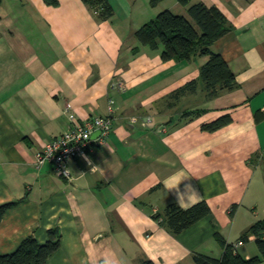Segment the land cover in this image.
Returning <instances> with one entry per match:
<instances>
[{"label":"crops","instance_id":"1","mask_svg":"<svg viewBox=\"0 0 264 264\" xmlns=\"http://www.w3.org/2000/svg\"><path fill=\"white\" fill-rule=\"evenodd\" d=\"M201 1L232 27L212 47L237 85L214 96L200 78L208 56L164 61L134 35L161 10L188 16L179 0H106L109 17L89 0L2 1L0 206L13 205L0 255L57 227L61 246L46 264H197V253L221 256L216 232L233 243L264 218V0ZM191 81L195 90L173 95ZM67 106L79 122L113 117L106 143L72 159L69 178L37 162L71 124ZM222 116L217 130L202 128ZM180 197L211 213L174 235L154 215ZM236 250L259 253L253 237Z\"/></svg>","mask_w":264,"mask_h":264},{"label":"trees","instance_id":"2","mask_svg":"<svg viewBox=\"0 0 264 264\" xmlns=\"http://www.w3.org/2000/svg\"><path fill=\"white\" fill-rule=\"evenodd\" d=\"M3 0H0V7ZM96 7L100 16L109 17L112 9L106 0H89ZM163 0H149L151 6H157ZM188 9V16L177 14L170 9L159 12L154 18L138 28L134 35L142 45L152 49L161 48V58L164 61L191 60L196 56H208L206 62L200 66V78L205 83L207 94L214 96L222 90L236 87L235 76L220 53L213 50L214 42L229 32L232 27L227 23L224 15L216 6H207L201 0H179ZM196 81H191L177 89L173 95H180L184 91L196 89ZM226 116L203 124L202 128L209 131L217 130L228 122ZM13 204L0 206V220ZM233 210V207L230 211ZM211 208L207 201L202 200L188 208H180L177 203L169 204L163 212L154 215L161 224L172 234L177 235L195 222L208 216ZM264 218L253 222L237 239L230 243L219 233L216 238L222 248L220 257L205 254H195L197 264H258L264 260ZM253 237L259 253L250 257H243L237 250L235 243L246 241ZM61 231L59 228L48 230V239L40 243L34 236L24 238L19 246L11 253L0 255V264H46L49 257L61 246ZM142 264H155L146 259Z\"/></svg>","mask_w":264,"mask_h":264},{"label":"built area","instance_id":"3","mask_svg":"<svg viewBox=\"0 0 264 264\" xmlns=\"http://www.w3.org/2000/svg\"><path fill=\"white\" fill-rule=\"evenodd\" d=\"M65 111L69 115L71 124L61 135L46 142L43 151L37 154V162L47 161L52 165L57 175L69 178L71 176L69 162L72 159L76 157L88 158V149L92 144L104 145L106 143L113 128V117L111 115L96 116L79 122L77 116L69 112L68 106ZM137 121L138 117H132V123ZM145 123L158 129L163 128L156 124L150 116L145 118ZM94 132H98L99 136L94 138ZM240 242H236L235 246Z\"/></svg>","mask_w":264,"mask_h":264},{"label":"clouds","instance_id":"4","mask_svg":"<svg viewBox=\"0 0 264 264\" xmlns=\"http://www.w3.org/2000/svg\"><path fill=\"white\" fill-rule=\"evenodd\" d=\"M93 171H95V168H93ZM193 193H195V192L193 191ZM188 200L190 202L194 203L196 201L195 195L193 194L192 196H190L188 198ZM176 203H177V206L180 207V208H186L187 206H189V204L186 203L185 200L181 199V197L177 199Z\"/></svg>","mask_w":264,"mask_h":264},{"label":"rangeland","instance_id":"5","mask_svg":"<svg viewBox=\"0 0 264 264\" xmlns=\"http://www.w3.org/2000/svg\"><path fill=\"white\" fill-rule=\"evenodd\" d=\"M168 1H171V0H168ZM167 3H168V2H167ZM160 5L163 6V4H160ZM161 6H159V7H161ZM168 6H169V3H168ZM150 7H151V6H150ZM162 8H163V7H162ZM157 9H159V8H157ZM161 11H163V10H161ZM161 11H159V12H161ZM159 12H158V13H159ZM158 13H157V14H158ZM157 14H156V15H157ZM177 14H178V13H177ZM156 15H155V16H156ZM155 16H154V17H155ZM150 18H151V17H150Z\"/></svg>","mask_w":264,"mask_h":264},{"label":"water","instance_id":"6","mask_svg":"<svg viewBox=\"0 0 264 264\" xmlns=\"http://www.w3.org/2000/svg\"><path fill=\"white\" fill-rule=\"evenodd\" d=\"M98 133V132H97Z\"/></svg>","mask_w":264,"mask_h":264}]
</instances>
